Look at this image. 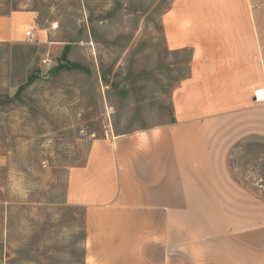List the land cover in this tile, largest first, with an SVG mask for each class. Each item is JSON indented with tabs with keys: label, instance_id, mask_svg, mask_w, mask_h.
<instances>
[{
	"label": "crops",
	"instance_id": "1",
	"mask_svg": "<svg viewBox=\"0 0 264 264\" xmlns=\"http://www.w3.org/2000/svg\"><path fill=\"white\" fill-rule=\"evenodd\" d=\"M33 24L0 13V42L26 28L50 49ZM160 27L169 52L189 54L172 120L95 137L67 169L82 264H264V200L229 167L241 142L264 140V0H170Z\"/></svg>",
	"mask_w": 264,
	"mask_h": 264
},
{
	"label": "rangeland",
	"instance_id": "2",
	"mask_svg": "<svg viewBox=\"0 0 264 264\" xmlns=\"http://www.w3.org/2000/svg\"><path fill=\"white\" fill-rule=\"evenodd\" d=\"M169 1L0 0V13L34 12L51 46L26 41V28L0 42V264H82L83 210L65 202L67 169L95 137L172 120L170 92L189 54L165 47ZM66 45L79 68L57 70ZM240 146L233 178L264 200V140ZM16 176L26 196L10 191Z\"/></svg>",
	"mask_w": 264,
	"mask_h": 264
},
{
	"label": "clouds",
	"instance_id": "3",
	"mask_svg": "<svg viewBox=\"0 0 264 264\" xmlns=\"http://www.w3.org/2000/svg\"><path fill=\"white\" fill-rule=\"evenodd\" d=\"M10 191L13 195L26 196L28 192L27 185L24 179L20 176H16L10 181Z\"/></svg>",
	"mask_w": 264,
	"mask_h": 264
},
{
	"label": "trees",
	"instance_id": "4",
	"mask_svg": "<svg viewBox=\"0 0 264 264\" xmlns=\"http://www.w3.org/2000/svg\"><path fill=\"white\" fill-rule=\"evenodd\" d=\"M67 45L66 46H64V48H63V51H62V53H61V56H60V64H58L57 66H56V69L57 70H61V69H72V68H79V66L77 65V64H73V63H71V62H69V61H67V60H65V56H66V52H67ZM64 60L65 62L63 63L62 61Z\"/></svg>",
	"mask_w": 264,
	"mask_h": 264
},
{
	"label": "built area",
	"instance_id": "5",
	"mask_svg": "<svg viewBox=\"0 0 264 264\" xmlns=\"http://www.w3.org/2000/svg\"><path fill=\"white\" fill-rule=\"evenodd\" d=\"M24 37H25L26 41H29V42H32L35 40V35H34L32 29L25 30Z\"/></svg>",
	"mask_w": 264,
	"mask_h": 264
}]
</instances>
